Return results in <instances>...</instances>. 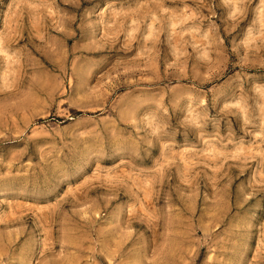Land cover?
Wrapping results in <instances>:
<instances>
[{"label":"rangeland","instance_id":"374dc122","mask_svg":"<svg viewBox=\"0 0 264 264\" xmlns=\"http://www.w3.org/2000/svg\"><path fill=\"white\" fill-rule=\"evenodd\" d=\"M0 264H264V0H0Z\"/></svg>","mask_w":264,"mask_h":264}]
</instances>
